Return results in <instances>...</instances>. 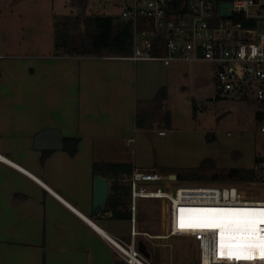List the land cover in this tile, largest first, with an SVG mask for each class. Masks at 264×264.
Segmentation results:
<instances>
[{"label":"crops","instance_id":"1","mask_svg":"<svg viewBox=\"0 0 264 264\" xmlns=\"http://www.w3.org/2000/svg\"><path fill=\"white\" fill-rule=\"evenodd\" d=\"M119 3L123 10L124 2ZM121 12L108 15L123 20ZM77 16L83 17L65 18ZM31 59L9 60L0 55V153L8 160H0V264L123 261L106 235L127 244L134 241L146 264H199V252L197 262L192 263L191 250L197 245L191 239L193 245L185 247V254L174 255L168 249L171 239H157L162 231L160 201V231L142 226L138 213L145 199H139L137 235L132 237L130 186L125 178L135 167L155 170L158 165L144 167L137 147L129 149L143 131L155 129L166 136L162 128L191 129L199 110L186 97L174 96L168 101L170 72L165 74L127 56L51 52ZM183 63L174 61L165 67L194 70L195 64ZM188 76L190 79L193 73ZM205 77L198 74L199 80ZM158 90L164 98L156 111L153 100ZM139 100L142 111L153 114L150 128L136 126ZM50 128L62 132L63 147L65 137L79 138L77 153L71 155L63 147L35 148L36 135ZM109 164H130L132 169L115 174L107 172ZM173 174L177 175H165ZM97 176L109 184L107 199L100 207L94 205ZM114 184L128 189L116 190ZM111 200L120 214L130 213L131 217L115 218Z\"/></svg>","mask_w":264,"mask_h":264},{"label":"built area","instance_id":"2","mask_svg":"<svg viewBox=\"0 0 264 264\" xmlns=\"http://www.w3.org/2000/svg\"><path fill=\"white\" fill-rule=\"evenodd\" d=\"M112 2L114 0H106ZM119 1V0H118ZM121 18L133 23L134 50L127 58L133 61L210 62L216 66L215 83L220 96L254 104L264 134V29L246 21L264 20V0H122ZM227 2L230 15H221ZM160 52L155 53L154 49ZM252 167L264 178V152ZM0 160L8 161L0 153ZM125 180L130 186L133 213L132 237L137 235L136 211L139 199L161 202L162 231L157 239L189 238L196 243L199 264H264V260L221 258L216 234L209 228L181 229L177 220L180 208L256 209V200L235 184H174L171 177L154 169L135 167ZM259 180V179H258ZM198 194V196H196ZM204 194V196H199ZM188 204V205H187ZM209 204V205H206ZM189 206V207H187ZM126 264H146V258L130 244L107 236ZM117 242H116V241Z\"/></svg>","mask_w":264,"mask_h":264},{"label":"rangeland","instance_id":"3","mask_svg":"<svg viewBox=\"0 0 264 264\" xmlns=\"http://www.w3.org/2000/svg\"><path fill=\"white\" fill-rule=\"evenodd\" d=\"M122 7L119 1L106 0H0V55L9 60L30 61L37 55L57 52L55 25L58 19L76 14L85 17L120 13ZM259 26L264 29V20L259 22ZM65 51L64 48L58 50L59 53ZM183 62L195 64L194 70H172L165 67L162 61L141 63L165 74L170 72L168 92L171 96L168 101L180 96L195 103L199 110L194 127L176 131L162 128L166 136H160L159 130L155 129L140 132L137 143L132 144L129 150L137 147L138 158L145 164L144 167L157 163L155 170L164 174L187 172L198 167L205 158L213 160L217 170L252 168L257 154L264 152V134L258 131L261 122L256 117L254 104L220 96L213 63ZM190 72L193 76L189 79ZM199 73L206 77L199 80ZM158 91V94L162 92ZM131 156L132 153L129 154ZM171 180L172 185L235 184L246 195L264 200V178L253 182ZM159 203V200L151 199L140 202L138 214L144 228L160 231ZM170 243L168 249L172 255L177 252L185 254V247L193 245L184 237L171 238ZM197 253L196 247L192 248V263L197 262Z\"/></svg>","mask_w":264,"mask_h":264},{"label":"trees","instance_id":"4","mask_svg":"<svg viewBox=\"0 0 264 264\" xmlns=\"http://www.w3.org/2000/svg\"><path fill=\"white\" fill-rule=\"evenodd\" d=\"M247 25L255 26L256 21H246ZM84 30V31H83ZM56 31V51L64 48L66 55L82 56V57H104V56H130L134 50L133 42V23L130 20H121L113 15H93L87 17L77 16L75 18L66 17L58 19L55 25ZM155 53H159V48L154 49ZM164 98V93L160 92L153 100L155 107L160 109V101ZM142 101H138V109L136 111V126L138 128H150L148 124L153 114L148 110L142 111ZM154 107V109H155ZM153 109V110H154ZM169 115V114H168ZM79 138L65 137L63 149L74 155L78 151ZM261 160L257 154L255 162ZM108 169V170H107ZM107 172L113 171L115 174L120 172H130L132 167L130 164L110 165ZM115 169V170H114ZM212 170L215 172L209 173ZM177 179L184 181H232V182H253L259 178L257 172L253 168H230L227 170H217L213 160L205 158L200 165L192 168L187 172L177 174ZM114 188L119 190L124 188L114 184ZM109 207L113 210L115 218H130L129 214H120L117 211V203L111 200ZM116 264H126L124 261L116 258Z\"/></svg>","mask_w":264,"mask_h":264},{"label":"snow or ice","instance_id":"5","mask_svg":"<svg viewBox=\"0 0 264 264\" xmlns=\"http://www.w3.org/2000/svg\"><path fill=\"white\" fill-rule=\"evenodd\" d=\"M195 211L204 213V218L185 224L181 217L180 228L219 229L221 258L252 261L257 259L255 250L259 249V259L264 260V235H261L264 228L260 227L264 225V209L235 208ZM225 248L228 249L227 253L224 251Z\"/></svg>","mask_w":264,"mask_h":264},{"label":"water","instance_id":"6","mask_svg":"<svg viewBox=\"0 0 264 264\" xmlns=\"http://www.w3.org/2000/svg\"><path fill=\"white\" fill-rule=\"evenodd\" d=\"M230 4L223 2L221 4V15H230L226 8ZM34 147L39 149H61L63 147V136L59 129L50 128L39 132L34 140ZM172 178L177 179V175H171ZM109 184L108 181L102 177L95 178V198L94 205L100 207L105 204L108 195Z\"/></svg>","mask_w":264,"mask_h":264},{"label":"bare ground","instance_id":"7","mask_svg":"<svg viewBox=\"0 0 264 264\" xmlns=\"http://www.w3.org/2000/svg\"><path fill=\"white\" fill-rule=\"evenodd\" d=\"M201 186L202 187H212V186H206V185H201ZM196 196H198V194ZM199 196H204V194H199ZM196 205H197V207H195L193 209H186L185 207H183V208H180L178 210V212H177V218H178L177 222H178L179 225H180L181 217H183L185 224L193 223V222H196V221L201 220V219L204 218V216H205L204 213L199 212V211H195V210H203V209H200V206H198V205H205V204H196ZM206 205H209V204H206ZM246 206H255V207H257L256 208L257 210L264 209V202L260 201L259 203H256V204H246ZM187 207H189V206H187ZM182 209H184L186 211L182 212L181 211ZM206 209H210V208H206ZM217 209H222V208H217ZM227 209H235V208H227ZM187 210H192V211H187ZM260 227L264 228V225H260ZM213 230H214V232L216 234V245H217L218 254H219L220 253V247H219V245H220V230L219 229H213ZM261 235H264V232H262ZM106 236H108V235H106ZM224 251H225V253H227L228 249L225 248ZM255 255L257 256V259H259V249L255 250ZM257 259H255V260L258 261Z\"/></svg>","mask_w":264,"mask_h":264}]
</instances>
